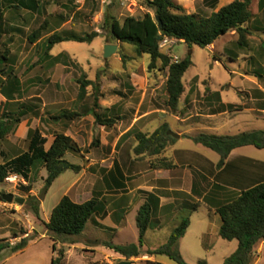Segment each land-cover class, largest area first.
Segmentation results:
<instances>
[{"label":"rangeland","instance_id":"374dc122","mask_svg":"<svg viewBox=\"0 0 264 264\" xmlns=\"http://www.w3.org/2000/svg\"><path fill=\"white\" fill-rule=\"evenodd\" d=\"M2 1L0 53H4L5 49L9 47L10 60L5 62L7 64L6 67L0 66V79L6 77L3 70L11 65L14 67V73L21 80L23 49H26L24 56H29L32 60L35 57H43L47 40L53 33H72L77 36L98 33V37L91 44L65 42L55 46L53 50L54 55L67 51L77 59L70 56L69 61H71V65L65 66L64 64H59L58 68H50L48 59L41 60L42 62L39 61V67L37 66L33 70L37 78L29 84L23 83L21 80L23 89L26 86L29 88L18 101L10 104V109L20 111V108L22 109V106H25L23 109L31 107L33 111L23 117L22 123L14 133L0 142V164L28 149V133L30 129H39L47 137L48 143L46 144V148H49L53 142L54 134L57 132L65 133L68 129L77 138L78 141L74 140L81 147L84 154L68 153L66 159L77 165L84 163L87 167L90 163L86 162V155H93L95 160L109 157L112 147L108 150H102L100 148L102 139L112 143L130 127L137 115H144L153 108L165 110L170 115L179 114V111L171 110L167 103L166 82L169 74L168 68H164L162 63L158 62L155 69H150L151 59L149 55H138L133 44L121 43L115 40L105 26L104 20L106 14L120 21H123L127 16L142 17L147 12H150L154 16V11L147 7L144 3L145 0H38L39 7L35 10H31L25 6V4L31 5L29 4L30 0ZM176 1L188 13L208 17L222 5L231 3L234 0H219L218 2L217 0ZM214 2H217L216 6H214ZM259 2L260 0H252L253 20L255 18L256 20L248 24L252 32L248 36V44L244 48L238 45L239 35L237 32L231 31L219 39L213 48L190 47L186 43L178 41L168 51L161 49L163 53L171 57L172 61L175 57L180 61L188 54L192 56L193 66L184 78L185 93L182 96L183 100L187 93H190V95L188 101L184 104L185 109L180 115L181 118L192 117L185 123L177 121L170 116L162 121L155 119L150 127H147L144 122H137L130 131L121 137V142L127 141V145L134 142L138 144L136 139L138 132L151 134L157 130L156 128L164 120L170 123V128L173 132L184 136L195 135L200 132H214V129L217 128L214 125L215 122L219 125L228 122V125H231L230 129L220 131V134L224 135L233 136L249 130H264L263 111L247 110L237 113L239 110H243L244 106L234 105L230 109L232 111L229 112V115L215 118L219 116L221 108H219V105L213 103L212 98L207 99V97L212 95L211 92H207L210 89L212 92L220 93L227 102L241 103L243 100L244 103H247L246 108L257 109L256 104L262 103L249 100V93L254 92V84L260 83L264 88V9H259ZM46 22L47 28L35 47L29 42V36ZM15 26L19 30L11 33L9 28ZM6 32L9 33L6 34ZM107 45H118L121 51L113 54L110 58H106L105 50ZM122 55L128 56L125 63L122 61ZM77 60L81 64H78ZM80 80L91 81L93 83L88 86L87 94L83 99L79 98ZM244 91L248 93H242ZM96 95L99 96L100 105L105 100L108 106H112L113 110H109L108 112H104L101 106L96 109L104 118H113L115 121L114 125L102 126L96 122L92 115L81 117L75 121L62 120L57 122L52 120L53 116H58L63 111L87 112L89 109L95 107ZM246 95L249 98L248 100L245 98ZM120 99L123 100L120 101ZM5 101L6 99L0 94V105L4 104ZM118 101L120 102L115 105L114 103ZM263 104L264 100L260 105ZM237 109L239 110L236 111ZM215 114L216 116H214ZM231 117L233 118L232 122H230ZM172 144L173 142H170L167 149ZM178 145L182 150L197 148L200 153H205L206 157L210 160H213L214 157L215 159H219V155L216 152L202 145H197L186 137L182 138ZM167 149L163 154L167 152ZM132 151L135 152V148ZM241 151L245 153L242 155L257 160L259 158L260 160H264V152L259 155L256 151L260 150L254 146L244 147V150ZM142 156L139 155L136 164L138 178H143L148 168L159 165L160 159H162V155L158 156V158H153L149 153ZM107 166L102 169L108 171L110 166L113 167L112 163ZM99 169H101V165L95 164L87 170V173L93 177ZM212 171L216 174L214 169ZM215 174H213V179L215 180L210 183L209 189H213L212 186L224 178L222 175V178L217 175L215 177ZM19 176L20 178L17 183L8 184L4 181L0 184V242L9 241L15 245L20 243L21 236H25L27 232L35 227L39 231H42L40 227L41 215L40 218L35 215L33 209L35 202H33L32 197H36L38 201L36 205L39 207L44 202L43 211L46 217L48 214H51L52 208L57 204L61 196L64 195L68 180L76 177V173L69 171L60 182L54 186L52 185L53 188L48 190L49 193L45 189L47 170L43 164L39 163L32 170L28 179H25L21 175ZM134 179L133 183H135ZM196 182H199V185L202 183L198 177ZM238 186H240V183H238ZM201 187L203 193L207 192L203 184ZM248 187L245 184L240 191ZM43 191L47 192L46 199L41 200L39 196ZM10 193L24 202L19 203L14 200L10 203L4 200L3 194ZM218 202L212 201V204H218ZM189 206L188 210L168 220L170 225L161 234H153L150 230L148 237L152 236L149 240L145 239V246L147 243L150 246L166 244L165 238L169 234L171 235L176 226H178L177 224L180 223L181 218L190 215L192 225L189 234L185 240L180 241V250L185 261L188 264H199L202 260H206L208 264H223L224 258L230 252L236 250L239 242L237 240L230 242L220 237L221 218L219 215L213 213L215 209L209 207L204 200L195 199L194 203H190ZM192 206H198L199 209L193 212ZM208 209L211 211L210 216L208 215ZM154 223H160L159 214L154 218ZM126 225L127 227L120 234L113 235L111 232V235H109L110 232H108V240H113L117 244L139 243L136 208L127 217ZM207 231H209L210 235L207 234V236L200 238L201 233ZM36 235L35 230H33L30 237ZM78 241L85 242V239L80 237ZM60 247L57 246V249H60ZM89 248L86 245L85 252L81 249V253L86 257L91 255L87 251ZM91 249L96 251V248L91 247ZM141 251L143 253V248ZM11 254V250H6L3 256L0 257V264L1 261L11 256ZM168 261L170 264H178L171 259ZM19 262L21 263V256L14 259L11 264ZM133 263L148 264L145 261H134ZM62 264H65V259ZM103 264L111 263L107 258H104ZM113 264H120V260H115Z\"/></svg>","mask_w":264,"mask_h":264},{"label":"trees","instance_id":"16d2710c","mask_svg":"<svg viewBox=\"0 0 264 264\" xmlns=\"http://www.w3.org/2000/svg\"><path fill=\"white\" fill-rule=\"evenodd\" d=\"M217 2H214V6H216ZM144 3L154 11V16L147 12L142 17L127 16L123 21H120L106 14L105 26L115 40L121 43L133 44L138 55H149L151 59L150 69H155L158 62H161L164 68H168L169 74L166 82L167 103L171 110L179 111L181 98L185 93L184 78L193 66V60L191 54H188L178 62L172 61L171 57L161 51L160 43L162 39L170 37L175 38L179 42H184L190 47L208 48L231 31H236L239 35L238 45L246 47L248 36L251 33L248 24L254 18L251 9L252 0H234L208 17L188 13L176 0H145ZM29 4L31 5L25 4V6L31 10L39 7L37 0H30ZM261 7H264V0H261ZM2 13L3 1L0 0V16ZM157 17L162 22L161 26L156 19ZM46 26L47 22L29 36L31 44L37 43L42 38L44 30L47 28ZM9 29L11 33L19 30L16 26ZM8 33L6 32V34ZM97 37L98 33L82 36L72 33H53L47 40L45 53L40 60L48 59L50 68H54L58 64L69 66L71 61H69L70 55L68 53H61L58 56L51 54L55 46L65 42L91 44ZM9 56L10 48L7 47L4 53H0V66L6 67L7 64L5 62L10 60ZM121 58L125 63L128 56L122 55ZM3 73L6 77L0 79V94L6 101L0 105V142L14 133L22 123L23 117L33 111L31 107L23 109L25 106H22L20 111L10 109V104L21 98L24 89L19 76L14 73V67L10 65L3 70ZM79 84V98L83 99L87 94L88 86L93 83L80 80ZM207 92H211V90L208 89ZM213 94L220 98V93L215 92ZM95 100V107L85 113L63 111L60 115L53 116L52 120L57 122L62 120L75 121L81 117L92 115L96 122L102 126L114 125L115 121L113 118H104L102 114L97 112L96 108L100 107L98 95H96ZM233 107L234 105L232 104L224 105V108L229 111H232L230 109ZM169 130H171L170 125L165 123L151 134L138 132L136 134L138 144L135 148V153L137 155L146 153L162 155L170 142L176 140L168 135ZM28 134V149L0 164V184L13 173L28 179L32 170L41 163L47 170L45 189L48 191L65 172L73 171L79 173L82 170L81 165L74 164L66 159L68 153L84 154L78 143L66 133L57 132L54 134L53 142L49 148H46L47 137L39 129H30ZM184 137L216 152L220 156L217 164L219 170L226 166L229 156L238 148L254 146L258 149H264V130L245 131L233 136L200 132L195 135H185ZM157 168L172 169L175 168V165L169 159L163 157L160 159ZM32 200L35 202L34 213L40 218V207L36 205L38 201L36 197H32ZM203 200L209 207L214 208L221 218L220 237L227 241L237 240L239 242L237 250L227 257L223 264H254L256 259L255 249L258 244L264 241V181L252 187L244 188L234 198L227 201H219L218 204H212L206 197ZM100 206L101 203L97 199L84 203H77L68 195L61 199L53 209L50 221L46 223L48 234L54 242L53 248L57 253L53 264H62L66 257V246L78 242V238L83 235L93 215L99 213ZM160 209L159 197L155 194H149L136 217L139 244L118 245L110 241L103 243V245L120 254L127 261L139 258L142 255L141 249L145 245V235L149 229L154 228V218L157 217ZM198 209V206H192L193 212ZM190 226V215L182 217L167 243L155 250L149 249L147 254L150 256H168L178 264H188L181 253L180 241L186 235ZM28 243V238H23L16 245H12L9 241H1L0 257L6 250H11L12 253L21 251L26 248ZM57 245H61L60 249H57ZM148 264L161 263L148 261ZM199 264L208 263L206 260H202Z\"/></svg>","mask_w":264,"mask_h":264},{"label":"crops","instance_id":"0c3cea01","mask_svg":"<svg viewBox=\"0 0 264 264\" xmlns=\"http://www.w3.org/2000/svg\"><path fill=\"white\" fill-rule=\"evenodd\" d=\"M228 4H224L220 8ZM259 9L260 10L264 9V7H261V0L259 2ZM255 20L256 18L253 21ZM36 45L37 43L33 44V46L35 47ZM215 45L216 43L208 48H213ZM25 51L26 49H23L22 51L23 59H21V68L23 69V71L21 72V80L23 83L29 84L32 83L35 80V78H37V75L33 72V70L35 67L39 65V61H41L40 60L41 57L38 58L35 57L32 60L29 56H24ZM61 53H68L70 56H72L67 51H63ZM61 53L54 55L52 51L51 54L53 56H58ZM72 57L75 58L74 56ZM77 63L81 64L78 60ZM58 66L59 64L56 65L55 68H58ZM254 87H255L254 92L249 93L250 99L247 97V95L245 98H247V100L249 99L250 101H257L263 103L264 88L261 86L260 83L254 84ZM28 88L29 87L26 86L24 88V92H26ZM213 93L215 92L211 91L212 95L210 97H207V99L212 98L213 103L219 105V108H221V112L218 114L219 116L215 118L229 115L230 111L224 108V105H229V104L244 106V109L239 110L237 113L247 110H251V111L258 110L264 112L263 110L264 104L260 105L262 103L256 104L257 109L255 108L250 109L245 107L247 103H244L243 100L241 101V103H231L225 101V99L222 97L221 94L219 98L215 96ZM242 93H248V92L244 91ZM189 95L190 93H187L184 97V100L183 98L181 99L179 114L170 115L167 114L165 110L153 108L152 110L146 112L144 115L141 116L137 115L134 122L131 123L130 127L117 139H115L112 143H109L108 141L102 139V143L100 146L102 150L104 149L108 150L109 148L112 147L109 157L107 158L103 157L100 160H95V157L93 155L91 154L86 155L85 160L86 162L90 163V165H87L86 167L84 163L80 164L82 166V170L79 173H76V177L68 180L67 188L65 189L64 195L61 196L60 200L52 208V212L53 209L58 205V203L65 195L70 196L72 200H74L77 203H84L92 199H97L101 203V206L99 208V213L93 215L86 230L81 236L82 238L85 239V242L78 241L76 244L66 246L67 252L65 258V264H96V263L103 264L104 258H107L111 264H113L114 261L117 259L120 260V264L123 261H127L120 254L105 247L103 243L112 241L113 243L117 244L113 240L110 239L108 240L107 237L108 232H110L109 235H111V232L113 233V235L120 234L121 231H123L127 227L126 223L129 214L132 213L134 208H136V217H137L138 211L145 203L146 198L148 197L149 194H155L156 196L159 197L161 209L159 212L160 223L159 224L155 223L154 228L149 229L145 235V239L147 238L148 240L152 236L151 235L148 237V232L150 230L151 232H153V234L155 233L161 234L166 227H169L170 223L168 222V220L175 218L176 215L178 214L180 215L185 210H188L190 208L189 204L194 203L195 199L203 200L205 197L206 198L209 197L210 202L227 201L229 199L234 198L240 192V189L244 187L245 184L246 186L252 187L257 183L264 181V160H260V158L259 160H257L254 158H250L249 156L242 155L245 154L244 151L243 152L241 151L244 150V147L234 150L229 156L226 166L223 169L219 170L217 168V164L220 160V156L219 159H215L214 157L213 160H210L206 157L205 153L204 154L200 153V151H198L199 149L197 148L182 150V148L178 145V143L179 141L182 140V138H184V135L180 133L178 134H180L181 137L179 139L175 138L176 140L173 142L171 147L167 149V152L165 154H162V158L163 157L169 158V161H171L175 165V168L160 169L157 168V166L155 167L150 166L146 172V175H143V178L137 177L138 173L136 170V164L139 155H137L135 152L132 151V149L136 148L137 143L134 142L133 144L131 143L127 145L128 144L127 141L125 142L120 141L121 137L124 134H126L128 131H130L137 122L139 123L144 122L147 127H150L152 126V123L155 119L162 121L163 119L169 116L175 118L177 121H181L183 123L187 122L192 116L181 118L180 115L185 109L184 104L186 103V101H188ZM121 100L123 99H120V101ZM120 101L115 102L114 104L116 105ZM106 102L107 101L105 100L101 102L100 106L101 108H103V111L108 112L109 110H113L112 106L111 105L108 106ZM214 116H216V114ZM232 120L233 118L231 117L230 122H232ZM165 123H168L170 125L168 121L164 120L160 124V126ZM228 124L229 123L227 122L226 124H220L221 125L220 126L218 123L215 122L214 125L217 126V128L214 129V132H209V133L224 135V134H220L221 133L220 131L230 129L231 125ZM65 133L66 135H69L73 139L78 141L70 130L67 129ZM246 147H251V146H246ZM259 150L260 151H256V152H258L259 155L261 153L263 154L264 149H259ZM150 155L153 158H158V155H152V154ZM141 157L143 156L141 155ZM111 160L112 162H110ZM109 162L112 163L113 167L110 166V169L108 171L103 170L102 169L103 167H108L107 165L110 164ZM95 164H100L101 169L98 170L97 174L91 177L88 175L87 170ZM213 169L216 171V174L212 171ZM68 172L69 171L62 174L54 182L53 186L56 183L60 182V180H62V178L66 176ZM213 174H215V177L216 175L218 177L219 176L221 177L222 175V177L224 178L221 177L222 179H220L219 182L217 181V183H215V185L212 186L213 189L211 188L212 189L211 190L209 189L210 183L214 182L215 180L213 179ZM197 177L202 182L200 183V185L199 182H196ZM133 179L135 183H133ZM238 183H240V186H238ZM202 184L205 190H207V192L203 193V189L201 187ZM218 185H220V187H218ZM53 186L51 187V189L53 188ZM43 203L44 202H42L40 207V215H41L40 227L42 228V231H39L35 227L31 231L27 232L25 236H21V240L23 238L29 239V243L26 246V248H24L19 252L12 253L11 256L1 261V264H11L13 260L17 259L19 256H21V263L19 262L16 264H53V260L57 257V253L53 248L54 242L49 236L48 230L46 228V223L50 221L52 212L51 214H48L45 217L43 211ZM210 213L211 211L209 210L208 213L209 216ZM213 213L215 215H218L215 211ZM190 228L187 230L186 235L181 239V242L186 239L187 235L189 234ZM33 230H35L37 235L34 237H30V235L33 233ZM207 234H209V231L205 233H201L200 238L207 236ZM169 237L170 234L165 238L166 241H168ZM132 243H126V244H132ZM126 244H118V245H126ZM135 244H139V243H135ZM86 245L90 247L87 250L91 254L89 257H86L81 253V249L82 251L85 252ZM162 245L164 244H159V245L156 244V246H152V245L150 246V244L147 243V245L146 246L144 245L143 247L144 251L142 255L139 258L131 259L130 262L132 264H135L133 263L134 261H139V262L152 261L161 264H170L168 261L170 258L168 256H150L147 254V251L149 249L155 250L161 247ZM57 246H61V245H57ZM91 247L96 248L95 249L96 251H93ZM236 250H234V252ZM255 250H256L255 264H264V241L258 244ZM234 252H230V254L227 257H229ZM3 254L1 256H3ZM226 258H224V261Z\"/></svg>","mask_w":264,"mask_h":264},{"label":"water","instance_id":"95a60500","mask_svg":"<svg viewBox=\"0 0 264 264\" xmlns=\"http://www.w3.org/2000/svg\"><path fill=\"white\" fill-rule=\"evenodd\" d=\"M159 22L160 26L162 25V22L159 17L156 18ZM121 49L118 45H107L105 50V57L110 58L113 54L120 52ZM168 135L174 137V138H180L181 135L178 133L173 132L172 130L168 131ZM46 191H43L42 194H40L39 199L44 200L46 196ZM4 200L7 202H13L14 200L19 203H23L24 201L22 199L16 198L14 194H3ZM121 264H132L130 261H123Z\"/></svg>","mask_w":264,"mask_h":264},{"label":"built area","instance_id":"2783aa9c","mask_svg":"<svg viewBox=\"0 0 264 264\" xmlns=\"http://www.w3.org/2000/svg\"><path fill=\"white\" fill-rule=\"evenodd\" d=\"M177 42L178 41L175 38L165 37L162 39V41L160 43V48L168 51ZM173 61L178 62L179 59L177 57H175ZM19 178H20L19 174H11L6 178L5 182L8 184H14V183H17L19 181Z\"/></svg>","mask_w":264,"mask_h":264}]
</instances>
